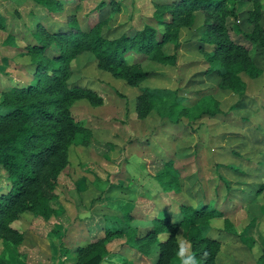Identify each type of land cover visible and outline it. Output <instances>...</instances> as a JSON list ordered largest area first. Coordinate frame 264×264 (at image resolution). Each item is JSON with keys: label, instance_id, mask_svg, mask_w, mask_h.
<instances>
[{"label": "rangeland", "instance_id": "1", "mask_svg": "<svg viewBox=\"0 0 264 264\" xmlns=\"http://www.w3.org/2000/svg\"><path fill=\"white\" fill-rule=\"evenodd\" d=\"M60 1L61 12L54 14L34 0H0V90L29 79L25 47L34 41L31 33L37 25L56 31L72 17L84 31L106 19L101 33L113 38L144 22L152 24L154 3L165 2L103 0L97 9L101 0ZM108 2L117 10L112 12ZM254 8L256 14L248 15ZM204 16L195 12L191 22L179 26L161 46L164 54L174 55L172 63L126 54L127 64L139 61L148 72L136 85L98 68L89 52L69 61L68 83L92 91L99 99L94 105L75 100L69 107L76 124L88 128L93 140L67 147L66 164L56 176L49 202L57 216L45 221L19 214L12 225L22 238L7 251L0 241L5 258L14 264H72L76 245L101 236L104 228L131 215L130 227L111 236L107 255L99 264H154V243L143 252L128 241V234L143 235L149 230L148 220L162 213L178 223L182 206L205 205L211 213L219 212L212 220L199 221V227L206 229L201 235L220 244L214 264H260L258 257L264 255V48L245 39L242 32L249 31L250 19L264 30V0L240 2L235 19L221 18L223 32L247 51L257 69L255 76L237 72L238 88L221 84L220 64L207 62L213 45L200 38ZM47 49L50 55L52 49ZM142 87L170 93L153 98L148 113L139 117L133 103ZM175 97L186 111L171 112L168 106ZM9 184L0 166V193ZM180 238L178 229L175 251Z\"/></svg>", "mask_w": 264, "mask_h": 264}, {"label": "trees", "instance_id": "2", "mask_svg": "<svg viewBox=\"0 0 264 264\" xmlns=\"http://www.w3.org/2000/svg\"><path fill=\"white\" fill-rule=\"evenodd\" d=\"M34 1L47 13L61 12L60 0ZM243 1L246 0L156 2L152 24L144 22L141 27L113 38L101 33L106 19L97 20L84 31L75 25L72 17H67L71 19L65 21V28L56 31L47 32L38 25L35 27L31 33L34 41L25 47L31 65L29 79L25 83L0 90V166L6 171L10 183L8 190L0 193L2 250L7 251L21 241L22 233L12 225L19 214L37 215L45 221L57 216L49 202L54 197L56 176L66 164L67 147L71 144L85 146L92 143L91 131L76 124L69 107L75 100L83 99L94 105L99 104V99L92 95V91L68 83L69 61L82 51L89 52L94 56L98 68L124 79L128 84L136 85L147 77L148 72L139 61L127 64L126 54L142 55L161 64L172 63L174 55L164 54L161 46L179 26L189 24L195 12L200 11L205 15L199 30L200 38L213 45L211 53L206 55L207 62L220 64L217 72L221 84L228 82V87L238 88L237 72L245 71L255 76L257 69L247 51L231 42L223 32L221 18L230 16L235 19L237 5ZM104 3L101 0L97 9ZM108 3L111 6L113 2ZM256 9L248 10L247 14L255 13ZM114 10L117 7L111 6V11ZM255 14L252 16L254 19ZM250 20V29L242 32L243 37L264 48V30L255 20ZM2 26L0 19V28ZM47 48L52 49L50 55ZM168 93L140 88V94L135 96L133 103L135 115L144 116L150 110L153 98L162 99ZM168 107L171 112L186 111L176 97L172 98ZM180 209L182 218L178 223L171 222L168 214L162 213L148 220L149 230L143 235L128 234V241L143 252L147 245L154 243L157 249L154 264H178L175 261V233L180 229L181 237L191 242L199 264H214L213 258L220 250V244L203 237L201 232L205 227H199V224L213 216L218 217L219 212L211 213L205 205L193 209L182 206ZM123 218L122 223L105 228L101 236H93L76 245L72 252V264H99L107 255L106 244L111 236L122 234L130 227L132 217L125 215ZM167 232L169 239L161 242V236ZM3 253H0V264H14L13 259L5 258ZM204 253H207L206 257ZM258 262L264 264V255L258 257Z\"/></svg>", "mask_w": 264, "mask_h": 264}, {"label": "clouds", "instance_id": "3", "mask_svg": "<svg viewBox=\"0 0 264 264\" xmlns=\"http://www.w3.org/2000/svg\"><path fill=\"white\" fill-rule=\"evenodd\" d=\"M168 239V232L161 236V242H166ZM204 256L206 257L207 253H204ZM175 259L179 262V264H199L196 254L192 251L191 242L184 238H180L178 240Z\"/></svg>", "mask_w": 264, "mask_h": 264}, {"label": "crops", "instance_id": "4", "mask_svg": "<svg viewBox=\"0 0 264 264\" xmlns=\"http://www.w3.org/2000/svg\"><path fill=\"white\" fill-rule=\"evenodd\" d=\"M129 216H131V215H129ZM151 219V218H150ZM114 222V221H113ZM118 223H120L119 221H116V222H114V224H118ZM105 225V224H104ZM104 225H102V229H103V226ZM135 228H136V230H137V227L136 226H134ZM104 230H105V228H104ZM98 236V235H97ZM93 237V236H92ZM92 237H90V238H92ZM90 238H88L87 240H89Z\"/></svg>", "mask_w": 264, "mask_h": 264}]
</instances>
